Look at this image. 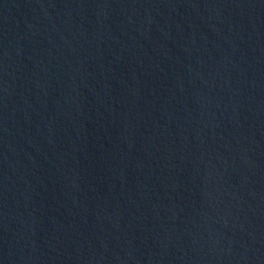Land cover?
Returning <instances> with one entry per match:
<instances>
[{
    "label": "water",
    "instance_id": "95a60500",
    "mask_svg": "<svg viewBox=\"0 0 264 264\" xmlns=\"http://www.w3.org/2000/svg\"><path fill=\"white\" fill-rule=\"evenodd\" d=\"M0 264H264V0H0Z\"/></svg>",
    "mask_w": 264,
    "mask_h": 264
}]
</instances>
